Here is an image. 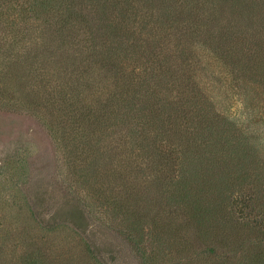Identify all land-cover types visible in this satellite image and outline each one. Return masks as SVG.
Segmentation results:
<instances>
[{"label":"rangeland","instance_id":"1","mask_svg":"<svg viewBox=\"0 0 264 264\" xmlns=\"http://www.w3.org/2000/svg\"><path fill=\"white\" fill-rule=\"evenodd\" d=\"M264 0H0V264H264Z\"/></svg>","mask_w":264,"mask_h":264},{"label":"trees","instance_id":"2","mask_svg":"<svg viewBox=\"0 0 264 264\" xmlns=\"http://www.w3.org/2000/svg\"><path fill=\"white\" fill-rule=\"evenodd\" d=\"M264 222V221H263Z\"/></svg>","mask_w":264,"mask_h":264}]
</instances>
